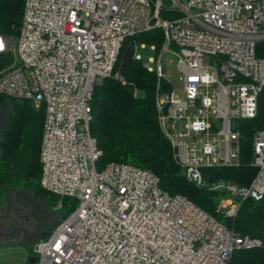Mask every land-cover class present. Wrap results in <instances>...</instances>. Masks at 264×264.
I'll return each instance as SVG.
<instances>
[{
	"label": "built area",
	"instance_id": "1",
	"mask_svg": "<svg viewBox=\"0 0 264 264\" xmlns=\"http://www.w3.org/2000/svg\"><path fill=\"white\" fill-rule=\"evenodd\" d=\"M166 1L25 0L17 36L0 34V95L45 109L40 185L76 201L27 264H230L236 250L260 245L165 192L150 170L98 167L102 151L90 133L95 91L112 76L126 40L157 26L164 41L158 52L150 47L154 57L144 65L170 86L157 96L158 124L184 178L222 191L217 210L229 217L242 200L264 198V131L253 137L257 173L248 186L205 174L240 164L238 123L257 115L264 0ZM162 7L179 17L162 19ZM137 49L135 42L141 59ZM167 54L176 58L181 97Z\"/></svg>",
	"mask_w": 264,
	"mask_h": 264
},
{
	"label": "trees",
	"instance_id": "2",
	"mask_svg": "<svg viewBox=\"0 0 264 264\" xmlns=\"http://www.w3.org/2000/svg\"><path fill=\"white\" fill-rule=\"evenodd\" d=\"M24 5L25 0H0V34L17 36ZM179 15L177 10L160 9L162 19L172 20ZM163 41L164 32L157 26L126 40L112 76L95 91L90 133L102 151L98 167L109 163H132L150 170L165 192L186 197L228 229L260 241L258 246L236 250L230 264H264V198L242 200L234 217L220 213L217 207L224 193L197 187L184 178L182 168L174 160L173 147L159 127L157 96L169 91L170 86L159 81L156 72L148 70L144 61L136 57L129 64L127 75L116 77L123 54L128 48L134 49L135 42L155 46L158 52ZM257 56L264 57V42L258 45ZM7 104L9 116L0 129V205L10 191H26L49 202L66 218L75 209L76 201L54 195L40 185L44 107L36 108L27 99L0 95V108ZM238 126L242 143L240 164L206 169L205 174L214 180L248 186L257 173L252 164L253 137L264 131V89L258 98L257 115L240 121Z\"/></svg>",
	"mask_w": 264,
	"mask_h": 264
},
{
	"label": "rangeland",
	"instance_id": "3",
	"mask_svg": "<svg viewBox=\"0 0 264 264\" xmlns=\"http://www.w3.org/2000/svg\"><path fill=\"white\" fill-rule=\"evenodd\" d=\"M141 45L145 47L142 48ZM150 47L138 42L137 54L143 61L149 62L154 57V51ZM164 62L170 65L172 86L175 88V93L181 97L176 58L167 54ZM150 65L155 66L153 62ZM9 112V104L0 108V129L7 120ZM0 215L5 217L8 224H16L20 221L27 223V227L21 229L22 238L9 241L0 239V264H27L31 253L33 255L35 244L41 238L48 236L65 218L62 211H58L49 202L26 191H10L0 205ZM26 229H29L28 232L25 231Z\"/></svg>",
	"mask_w": 264,
	"mask_h": 264
},
{
	"label": "water",
	"instance_id": "4",
	"mask_svg": "<svg viewBox=\"0 0 264 264\" xmlns=\"http://www.w3.org/2000/svg\"><path fill=\"white\" fill-rule=\"evenodd\" d=\"M134 50L132 48L126 49L125 53L123 54V58L120 63L119 67V75L121 78H124L127 75V69L131 61L134 59ZM21 232V229H17L15 231H6L5 228L0 224V237L9 238L12 235ZM36 258L31 257L30 262H35Z\"/></svg>",
	"mask_w": 264,
	"mask_h": 264
},
{
	"label": "flooded vegetation",
	"instance_id": "5",
	"mask_svg": "<svg viewBox=\"0 0 264 264\" xmlns=\"http://www.w3.org/2000/svg\"><path fill=\"white\" fill-rule=\"evenodd\" d=\"M0 224L5 228L6 231H15L17 229H23V228H26L27 227V223L25 222H19V223H16V224H8L7 223V220L5 219V217L3 215H0ZM29 229H26L25 231L28 232ZM22 235L23 233L22 232H19V233H16L14 235H12L11 237L9 238H5V237H0V239H6V241H9L11 239H15V238H22Z\"/></svg>",
	"mask_w": 264,
	"mask_h": 264
}]
</instances>
